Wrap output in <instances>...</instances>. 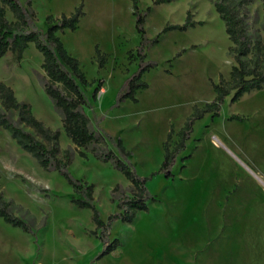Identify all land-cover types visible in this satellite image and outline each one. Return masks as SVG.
Returning a JSON list of instances; mask_svg holds the SVG:
<instances>
[{"label":"rangeland","instance_id":"obj_1","mask_svg":"<svg viewBox=\"0 0 264 264\" xmlns=\"http://www.w3.org/2000/svg\"><path fill=\"white\" fill-rule=\"evenodd\" d=\"M228 1L251 43L245 59L250 65L259 63L264 0ZM213 3L139 0L147 39L168 24H183L187 11L196 23L163 32L157 43L145 47V61L154 63L141 76L148 86L136 91L135 102L125 99L115 106L118 90L138 64L140 35L131 0L31 1L41 30L49 25L47 16L57 19L82 6L76 29L57 34L84 74L80 86L88 99L84 112L91 127L122 141L139 176L158 170L165 146H174L186 119L213 100L220 75L230 80L232 42ZM5 15L13 20L7 9ZM96 47L105 57L102 67ZM43 75L42 56L32 43L20 60L11 52L0 57V81L30 106L44 127L59 131L58 156L72 154L69 175L93 186L94 204L106 220L116 209L112 188L120 185L128 192L129 182L110 162L89 151L79 155L82 148L66 136L43 90ZM230 98L219 115L205 113L194 121L172 175L160 173L147 180L154 196L148 210L136 212L131 223L114 221L109 238L119 244L101 256L91 210L73 201L80 195L60 172L41 168L0 127V195L12 201L14 213L30 225L25 232L0 218V264H264V85L235 102ZM12 115L17 117L16 112Z\"/></svg>","mask_w":264,"mask_h":264},{"label":"trees","instance_id":"obj_2","mask_svg":"<svg viewBox=\"0 0 264 264\" xmlns=\"http://www.w3.org/2000/svg\"><path fill=\"white\" fill-rule=\"evenodd\" d=\"M31 1L27 0L26 4H23L20 0H0V57L11 52L16 55L17 60H20L28 44L34 45L42 56L43 90L51 100L54 109L59 113L66 136L76 147L82 148L79 155L85 157L86 151H89L97 159L110 162L117 168L128 180L129 191L125 192L120 185L112 188L111 199L117 198L116 209L108 214L106 220H103L94 204L93 186L82 184L71 177L67 171L72 154L67 151L63 158L58 156L59 131L44 127L42 122L32 115L30 106L18 101L12 88L2 81H0V127L9 133L21 149L34 157L41 168L60 172L74 191L80 195L73 201L77 207L91 210L94 232H97L103 247L99 256L105 255L119 244L118 239L109 238L111 224L117 220L131 223L136 212L148 210L147 203L154 200V196L146 187L147 180L155 174L161 173L165 177L172 175L171 169L177 156L186 147L185 143L190 138L194 121L205 113H211L213 116L219 115L221 105L228 96H231V102H235L242 94L260 89L264 85V48L261 52V61L250 65L245 56L251 50V43L239 15L228 0H214L215 11L224 22L225 33L232 42L231 51L235 64L231 66L230 80L226 82L220 75L219 83L213 85L216 93L213 100L204 104L202 108H196L186 119L174 146L172 148L165 146L163 160L158 170L151 172L148 176H139L130 161L131 152L123 146L122 141L91 127L90 119L84 112L88 99L80 86V83H85L84 74L79 68L77 58L66 51L57 34L65 29L71 31L76 29L83 15L82 6L77 7L69 15L62 14L57 19L47 16L49 25L41 30L36 23ZM169 1L171 0H153L154 3ZM131 2L132 14L135 16V28L140 35V42L136 49L138 64L136 70L124 80L118 90L115 106L125 99L135 102L137 100L136 91L148 86L141 76L154 63L145 61V47L157 43L163 32L185 30L196 23L192 19L191 12L187 11L183 24H168L154 38L147 39L143 27L145 15L138 11L139 0H131ZM6 9L11 13L13 20L6 18ZM146 10L149 11V8ZM95 52L98 66L102 67L105 62L104 54L97 47ZM12 112H16V118L13 117ZM231 118L244 119L238 115H232ZM22 123L30 127L32 131L26 130ZM0 218L12 226L20 227L25 232L30 230L29 223L14 213L12 201L5 200L1 195Z\"/></svg>","mask_w":264,"mask_h":264},{"label":"bare ground","instance_id":"obj_3","mask_svg":"<svg viewBox=\"0 0 264 264\" xmlns=\"http://www.w3.org/2000/svg\"><path fill=\"white\" fill-rule=\"evenodd\" d=\"M105 92V90H103V93Z\"/></svg>","mask_w":264,"mask_h":264}]
</instances>
